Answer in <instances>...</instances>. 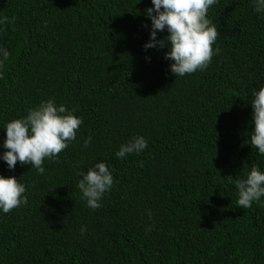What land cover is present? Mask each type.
Here are the masks:
<instances>
[{
  "label": "trees",
  "instance_id": "obj_1",
  "mask_svg": "<svg viewBox=\"0 0 264 264\" xmlns=\"http://www.w3.org/2000/svg\"><path fill=\"white\" fill-rule=\"evenodd\" d=\"M254 2L210 7L219 53L175 77L167 44L144 48L151 0H0L9 21L0 50L10 54L0 65V155L6 124L41 102L83 121L43 174L0 160L27 198L0 210V264H264V197L241 209L234 183L264 172L250 144L251 101L264 86V12ZM137 136L147 147L117 158ZM98 162L114 183L93 210L78 173Z\"/></svg>",
  "mask_w": 264,
  "mask_h": 264
},
{
  "label": "clouds",
  "instance_id": "obj_2",
  "mask_svg": "<svg viewBox=\"0 0 264 264\" xmlns=\"http://www.w3.org/2000/svg\"><path fill=\"white\" fill-rule=\"evenodd\" d=\"M218 0H151L152 7L146 9L151 20L149 42L145 49L163 48L167 44L168 51L164 58L172 61L170 72L175 77H183L198 70L203 71L211 63L214 55L219 53L213 48L220 35L217 26L208 18V10ZM254 10L264 12V0H255ZM9 22L7 17L0 19V24ZM164 39H157V32H164ZM3 59L0 65L9 58L7 50H0ZM2 78V76H0ZM252 114L250 144L258 153L264 155V86L254 92L251 101ZM83 123L64 105L56 106L53 100L41 102L36 108L28 110L25 117L14 119L5 126L3 147L6 151L0 160L6 162L8 169L15 168L17 163L30 165L38 173L43 174L45 160H54L75 140L76 133ZM91 136L84 141L89 147ZM147 147V141L137 136L120 146L115 153L117 158H124L133 153L139 154ZM77 187L82 199L90 209L101 207L104 194L113 186V176L103 162H98L86 172H79ZM233 177L229 176L232 180ZM238 190L237 206L248 209L253 202L264 197V172L253 167L243 179L234 180ZM25 186L14 176L0 175V210L5 214L27 203L24 195ZM150 215V214H149ZM86 229L81 228L83 234Z\"/></svg>",
  "mask_w": 264,
  "mask_h": 264
}]
</instances>
